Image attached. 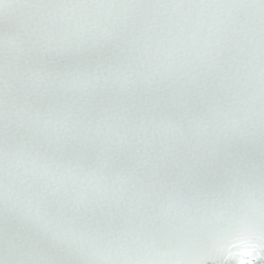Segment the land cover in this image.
I'll return each mask as SVG.
<instances>
[{
	"label": "snow or ice",
	"instance_id": "1",
	"mask_svg": "<svg viewBox=\"0 0 264 264\" xmlns=\"http://www.w3.org/2000/svg\"><path fill=\"white\" fill-rule=\"evenodd\" d=\"M0 264H264V0H0Z\"/></svg>",
	"mask_w": 264,
	"mask_h": 264
}]
</instances>
